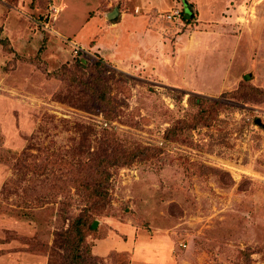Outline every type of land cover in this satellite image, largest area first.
<instances>
[{
    "label": "rangeland",
    "instance_id": "rangeland-1",
    "mask_svg": "<svg viewBox=\"0 0 264 264\" xmlns=\"http://www.w3.org/2000/svg\"><path fill=\"white\" fill-rule=\"evenodd\" d=\"M188 1L0 0V264H264V0Z\"/></svg>",
    "mask_w": 264,
    "mask_h": 264
},
{
    "label": "trees",
    "instance_id": "trees-1",
    "mask_svg": "<svg viewBox=\"0 0 264 264\" xmlns=\"http://www.w3.org/2000/svg\"><path fill=\"white\" fill-rule=\"evenodd\" d=\"M182 3H183V11H182V13L184 12L185 14H183V17H182V19L183 18H185L186 16H184V15H187L188 17V19H191V18H193L194 16H195V14H194V7H192L191 5H190V3H189V1L188 0H182ZM242 86V85H241ZM240 86V87H241Z\"/></svg>",
    "mask_w": 264,
    "mask_h": 264
},
{
    "label": "crops",
    "instance_id": "crops-1",
    "mask_svg": "<svg viewBox=\"0 0 264 264\" xmlns=\"http://www.w3.org/2000/svg\"><path fill=\"white\" fill-rule=\"evenodd\" d=\"M207 5H208V6H211V5L209 4V2L207 3ZM212 8H213V7H210V10H213ZM118 11H119V8H118ZM119 14H120V11H119L118 15H119ZM210 14H211L212 16L214 15V16H215L214 18L217 17V15H215L216 13H214V12H213V13L210 12ZM225 52H227V51H225ZM223 53H224V52H223ZM208 55H209V54H208ZM210 55H211V53H210ZM211 57H212V55L209 56V59H210ZM42 263H43V260H42V259H40V260H39V259H37V260H30V259H29L28 261H26L25 263H22V264H42Z\"/></svg>",
    "mask_w": 264,
    "mask_h": 264
},
{
    "label": "water",
    "instance_id": "water-1",
    "mask_svg": "<svg viewBox=\"0 0 264 264\" xmlns=\"http://www.w3.org/2000/svg\"><path fill=\"white\" fill-rule=\"evenodd\" d=\"M118 7H115L112 12L108 13V18L113 19L118 15Z\"/></svg>",
    "mask_w": 264,
    "mask_h": 264
}]
</instances>
